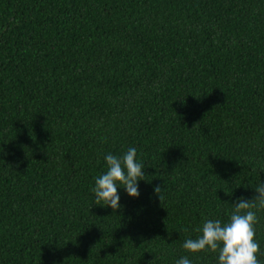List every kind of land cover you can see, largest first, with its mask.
<instances>
[{"label":"trees","instance_id":"obj_1","mask_svg":"<svg viewBox=\"0 0 264 264\" xmlns=\"http://www.w3.org/2000/svg\"><path fill=\"white\" fill-rule=\"evenodd\" d=\"M129 147L139 197L96 204ZM259 182L264 0H0V264H216L184 240Z\"/></svg>","mask_w":264,"mask_h":264},{"label":"clouds","instance_id":"obj_2","mask_svg":"<svg viewBox=\"0 0 264 264\" xmlns=\"http://www.w3.org/2000/svg\"><path fill=\"white\" fill-rule=\"evenodd\" d=\"M103 159L106 170L94 178L90 191L96 204L115 211L121 207L118 188L122 187L130 197H139L138 181L145 175L144 165L138 159L135 147H129L119 156L105 154ZM254 188L256 195L252 199L241 197L232 204L227 221L205 218L194 229L199 235L195 239L186 238L183 249L190 253L212 252L216 264H264L258 259L259 243L254 239L257 212L264 209V183L259 182ZM153 190L161 200V188L156 186ZM175 264H193V261L181 256Z\"/></svg>","mask_w":264,"mask_h":264}]
</instances>
